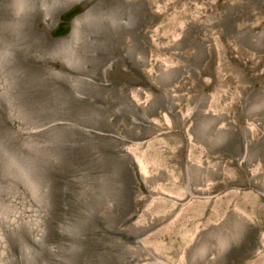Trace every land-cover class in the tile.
I'll list each match as a JSON object with an SVG mask.
<instances>
[{
	"label": "rangeland",
	"instance_id": "1",
	"mask_svg": "<svg viewBox=\"0 0 264 264\" xmlns=\"http://www.w3.org/2000/svg\"><path fill=\"white\" fill-rule=\"evenodd\" d=\"M0 264H264V0H0Z\"/></svg>",
	"mask_w": 264,
	"mask_h": 264
},
{
	"label": "bare ground",
	"instance_id": "2",
	"mask_svg": "<svg viewBox=\"0 0 264 264\" xmlns=\"http://www.w3.org/2000/svg\"><path fill=\"white\" fill-rule=\"evenodd\" d=\"M37 1L39 0H17L20 9L28 6L32 2L35 3Z\"/></svg>",
	"mask_w": 264,
	"mask_h": 264
},
{
	"label": "water",
	"instance_id": "3",
	"mask_svg": "<svg viewBox=\"0 0 264 264\" xmlns=\"http://www.w3.org/2000/svg\"><path fill=\"white\" fill-rule=\"evenodd\" d=\"M75 12H77V10H76ZM73 13H74V12H73Z\"/></svg>",
	"mask_w": 264,
	"mask_h": 264
}]
</instances>
